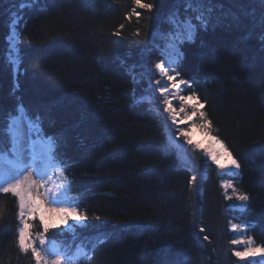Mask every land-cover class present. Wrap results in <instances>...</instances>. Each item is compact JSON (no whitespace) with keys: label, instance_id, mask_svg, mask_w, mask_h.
Returning <instances> with one entry per match:
<instances>
[{"label":"trees","instance_id":"1","mask_svg":"<svg viewBox=\"0 0 264 264\" xmlns=\"http://www.w3.org/2000/svg\"><path fill=\"white\" fill-rule=\"evenodd\" d=\"M28 2L0 0V130L20 106L39 116L44 134L60 138L71 202L89 217L87 226L67 234L50 229L49 242L68 253L95 245L78 264H243L231 254L239 248L229 221L246 219L247 233L264 244L260 0H214L222 5L213 13L220 23L183 45L178 69L205 104L211 134L241 164L236 175L221 174L201 149L174 135L147 74L134 83L129 71L135 65L137 74L145 72L163 58L167 18L183 11L180 0H143L154 4L151 12L133 0H37L21 8ZM13 14L19 17L15 64ZM0 137L6 147V133ZM193 172L195 190L188 183ZM223 178L249 195L246 210L224 198ZM18 211V198L0 192V264H33L18 248ZM32 230H42L37 217ZM98 235L106 242L97 244Z\"/></svg>","mask_w":264,"mask_h":264},{"label":"snow or ice","instance_id":"2","mask_svg":"<svg viewBox=\"0 0 264 264\" xmlns=\"http://www.w3.org/2000/svg\"><path fill=\"white\" fill-rule=\"evenodd\" d=\"M37 0H29L27 4H22L23 7H30ZM184 5L183 11L176 9L168 15L167 22L171 25V30L167 33L169 42L167 48L169 54L174 57L172 60L159 59L154 63L151 69H146L145 72L137 74L135 65L129 66V71L132 74L133 82H141L145 74L148 77V86L153 91H158L159 101L162 104L164 113L170 115L173 123L177 125L174 135L183 137L188 145L200 148L203 145L199 141H193L191 134L188 131L187 124L190 123L195 129L198 128L202 134L210 136L212 132V124L205 112V104L201 102L199 94L194 90L193 82L182 77L178 71L180 61L183 58L182 47L186 43H194L200 31H207L209 26H215L220 23V17L214 16L213 13L217 7L214 0H180ZM264 5V0H260ZM133 3L143 10H151L154 4L143 2V0H133ZM137 18L140 17V12L133 9ZM131 15V14H130ZM19 17L13 14V19L10 27V41H15L17 33V24ZM260 26L264 30V16L261 17ZM123 25H121V28ZM259 40L264 44V31L259 36ZM12 52L10 54V62L16 63L17 44H11ZM123 63V61H122ZM155 74L158 78L153 82L152 75ZM139 77V78H138ZM180 92H187V95H179ZM179 100L181 105L179 113L173 107V102ZM187 117L186 121H181L179 116ZM199 121V123H197ZM185 126H180L181 124ZM4 131L7 135V146L3 137H0V161L5 162L6 167L0 169V192L4 194H14L18 198V216L21 221V226L18 228L17 244L19 250L27 255H30L33 264H77V259L67 253H61L58 248L53 245L49 248V233L50 229H56L55 235L67 234L68 228H76L78 224L87 226L89 217L86 212H80L79 206H64L57 210L62 214L61 224L65 227H60L56 224H48L44 222V217H39L42 230L33 232L32 217L34 221L36 214L42 211H51V208H45V202L48 204L59 203V198L65 192L70 190L71 181L65 174L66 166H63V160L59 154L60 138L54 135H45L42 126V120L39 116H30L20 106L16 110V114H9L8 125ZM211 139L218 143L219 152L207 151L208 157L215 163L221 172L231 171L239 172L241 164L233 157L231 151L223 141L217 137ZM39 145V149L37 148ZM221 155L225 157L222 160ZM43 160L47 168H53L59 173V184L55 188L49 187L52 180H45L48 175L47 170H40L37 167V161ZM33 169V171H30ZM39 177V182L34 177ZM199 177L196 172H193L189 178V186L195 190ZM43 187V199L39 189ZM222 187L226 190L225 199L228 201H239L241 206L247 209L250 197L248 194L240 192L234 185L233 180H225L222 182ZM230 190L231 195H228ZM75 204V202H72ZM74 217V223H70L69 217ZM242 223H234L229 221V226L233 232H237L241 228L246 230L251 229V224L244 219ZM203 227L200 232H204ZM208 240V236L203 237ZM97 244L106 242V238L98 235L96 237ZM233 245H246L243 250L232 249V255L243 261V264H264V244H256L253 237H247L245 240L234 239L231 241ZM95 247V245H93ZM81 257L87 258L88 252L77 250ZM259 255L260 260L249 259Z\"/></svg>","mask_w":264,"mask_h":264},{"label":"rangeland","instance_id":"3","mask_svg":"<svg viewBox=\"0 0 264 264\" xmlns=\"http://www.w3.org/2000/svg\"><path fill=\"white\" fill-rule=\"evenodd\" d=\"M16 42L13 41V43ZM169 42V39H167V42H166V45L164 47V53H163V59L165 60H172L174 59V57H172L170 54H169V50L167 48V44ZM17 52V51H16ZM179 95H185L183 94V92H180ZM179 106V107H178ZM173 107L177 110V112L179 113V109L181 107L180 103H179V100H175L173 102ZM179 119L183 122V121H186L187 120V117L186 116H183V115H180L179 116ZM197 123H199V121H197ZM175 128H177V125H175ZM180 126H185L183 123L180 125ZM187 128H188V131L190 132L191 134V139H193V141H199L203 147H200L198 149H201L203 151V153L205 154V157L209 160L210 157H208L207 155V151H217L219 152V145L218 143L214 142L211 137L212 134H210V136H206L204 134L201 133V131L198 129V128H193L191 126L190 123L187 124ZM219 140V139H218ZM37 148L39 149V145H37ZM196 148V147H195ZM234 157V156H233ZM222 160L225 159V157H223L221 155L220 157ZM6 167V164L5 162L3 161H0V169H4ZM37 167L40 169V170H47V173L48 175L45 177V180H48L49 178L52 180V183L49 185V187L51 188H55L58 184H59V173L53 169V168H47L46 167V164L43 160H40V161H37ZM31 171V170H30ZM225 173H229L230 175L231 174H234L233 172L231 171H225ZM37 182H39V178L38 176L37 177H34ZM54 178V179H53ZM225 181V180H224ZM2 183V182H0ZM40 193H41V199H43V193H44V188L41 187L39 189ZM226 191V190H225ZM228 193L231 195V192L230 190L228 191ZM71 197L70 194L68 192H65L63 196H61L59 198L60 202L59 203H55V204H46L45 203V208H51L52 210L51 211H42V212H38L36 214V217L39 219V217L41 215H43L44 217V222H47L48 224H56V225H59L60 227L63 226L65 227L64 225L61 224V219H62V214L60 212H58L57 210L55 209H58L59 207H64V206H73V204L71 203ZM66 201V202H64ZM238 203H240L239 201H237ZM60 204V205H59ZM241 204V203H240ZM58 205V206H56ZM242 208V211H244V207L241 206ZM29 220H32V217H29ZM69 221L70 223H74V217H69ZM236 223V222H234ZM70 229V228H68ZM235 237L236 239H241V240H245L247 237H251L248 233H247V230L244 229V228H241L240 230H238L237 232H235ZM49 248L51 249L53 247V244L49 243ZM239 249L237 250H243V248L246 246L244 244H241V245H236ZM56 248H58L56 245H55ZM249 259H256V260H260V257L259 255L255 258H249Z\"/></svg>","mask_w":264,"mask_h":264},{"label":"bare ground","instance_id":"4","mask_svg":"<svg viewBox=\"0 0 264 264\" xmlns=\"http://www.w3.org/2000/svg\"><path fill=\"white\" fill-rule=\"evenodd\" d=\"M168 39V38H167ZM183 94H185V95H187L188 93L187 92H183ZM179 107V106H178ZM213 136V135H212ZM214 137V136H213ZM219 139V138H218ZM220 140V139H219ZM221 141V140H220ZM229 150V149H228ZM207 160H209V159H207ZM211 161V160H210ZM220 170V169H219ZM221 171V170H220ZM239 172H240V170H239ZM238 172V173H239ZM221 174H223V175H227V174H229V173H225V172H221ZM235 175L237 174V173H234ZM230 175V174H229ZM229 179H231V178H223L222 179V182L224 181V180H229ZM233 183H234V181H233ZM234 185H235V183H234ZM224 192H226V191H224ZM228 195H230L229 193H227ZM73 204V203H72ZM232 204H234L233 206L238 210V211H241L242 209V207H241V204L240 203H238L237 201H233L232 202ZM73 206H75L74 204H73ZM236 223H238V224H241V223H239V222H236ZM83 233V235H85L86 237H88V238H91V233H87V232H82ZM87 250H88V252H89V254H91V253H93V246H89L88 248H87Z\"/></svg>","mask_w":264,"mask_h":264}]
</instances>
